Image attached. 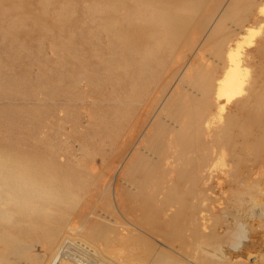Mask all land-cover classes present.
Instances as JSON below:
<instances>
[{"label":"bare ground","instance_id":"6f19581e","mask_svg":"<svg viewBox=\"0 0 264 264\" xmlns=\"http://www.w3.org/2000/svg\"><path fill=\"white\" fill-rule=\"evenodd\" d=\"M131 1L0 0V264H213L214 177L227 213L260 194L264 0ZM65 121L122 175L76 209L103 174Z\"/></svg>","mask_w":264,"mask_h":264},{"label":"rangeland","instance_id":"374dc122","mask_svg":"<svg viewBox=\"0 0 264 264\" xmlns=\"http://www.w3.org/2000/svg\"><path fill=\"white\" fill-rule=\"evenodd\" d=\"M122 1L123 0H97V2H101L102 8L104 10H109V11L118 10V12H127L128 6H129V4L132 3V1L131 0H124L123 1L124 4L121 3ZM151 1H153V0H151ZM150 15H151V12L147 10L146 16L149 17ZM167 30L168 31L171 30V27L169 26L167 28ZM256 35H257V33H254L253 35L249 36L245 40L244 44L247 46L250 45L249 44L250 39L254 38ZM59 114L62 117V114L61 113H59ZM81 114H82V121H85L87 119V115L85 113H83V111H81ZM69 128H70L69 121H65L62 128H58L59 131L57 132L58 134L56 137L60 141L61 146H58L56 154L58 155L59 159L64 160L65 158L70 157L72 159L80 160L81 163L83 164V168L85 170H87L90 174L93 175L95 172H97V173L100 172L99 175L103 174L102 176H98L99 177L97 179V185L98 186L94 185V184H93L94 187L91 186L92 191L90 190L89 191L90 193L93 192V190L96 192H99L105 188H106V190H108L107 191L108 193L110 191L113 193L115 191L114 189H116V186L118 187L121 183V181L119 180V178H121V177H118V176H122L121 173H118V174H117V172L115 173L116 169L114 167L117 168V165H118L117 160H113V158L111 159V157H109L110 159L108 158L107 162H110V163L113 162L112 164L114 167L112 166V164L110 167V163H109V165L107 163L106 165L103 166L101 158L99 155L95 154L96 153L95 150H87V149L81 147L78 142L71 141L69 139L67 140V138L65 137V135H66L65 133L68 130H70ZM50 129L52 130V128H50ZM127 133L130 134V131L129 132H128V130L124 131V133L122 135L123 141H126L128 136H126L125 134H127ZM63 140H67V141L63 142ZM76 145L79 147V149ZM104 148H105L106 152H110V150H111L109 145H106ZM77 149L79 150L78 152H77ZM93 155H97V156H93ZM85 156H86V158H85ZM94 157H97V158H94ZM84 158H85V160H84ZM86 159H87V161L92 159V162L88 161L89 162V165H88V162L86 161ZM93 161H94V163H93ZM221 161H222V159H219L218 161L213 163L214 164L213 166L215 168H217V167L222 168L223 164L221 163ZM221 164H222V166H220ZM92 165H95V167ZM90 166L93 167L94 170H92V168ZM96 167H98V168H96ZM100 169H101V171H100ZM112 169H113V171H112ZM113 173L117 174L118 176L112 175ZM257 176H259V175H257ZM106 178H109V179L106 180L107 182L105 183ZM111 178H112V182H111ZM99 179H100L101 184L102 183H104V184L99 185L100 184ZM101 179H104V180H101ZM222 181H223V179L221 178V175H218V177L215 176L214 181H212V182H214V187L212 189H210L211 191L208 190L209 193L211 192V194H210L211 197H213L214 199L216 198V201H214V203L212 204L213 212L219 211L218 213L223 215V217H222L223 219L221 218V221L217 223L216 231L219 234L221 233L220 235H222V236L224 235V236L219 240H215V242L212 244L215 247L214 251H216L215 253L213 252V256H214V258H216V259H213L214 260L213 262H215L213 264H217V263L218 264H231V263L232 264H264V204H263L264 203L263 202L264 201V195H263L264 190H262V189H264L263 177L260 176V178H259V181H261V183H260L261 188L259 187L261 191H260L259 196H257L258 199L255 197L254 198L255 201L250 202V204L252 203L253 206H250L249 210H247L246 212H243V213L241 212L242 214H240V215L238 213H227V212H225V211H227V209H224L225 203L219 199V197H223V194H224L223 192H221L222 191V189H221ZM262 181H263V183H262ZM98 182H99V184H98ZM109 186H113V188L109 187ZM214 190H215V192H214ZM89 192H88V195H86L85 197H81L77 201V204L75 205V209L79 208L80 206H83L87 201H89L91 199V196L93 197V194L91 193L92 194L91 195ZM93 193H95V192H93ZM86 198H87V200H86ZM100 201H102V200H100ZM218 201H221V202H218ZM216 202H218V203H216ZM77 205H78V207H77ZM100 206L101 207L103 206L102 203H100ZM76 245L77 244H74V243L68 244V246L65 248V250H66L65 253L69 254L71 256L73 255L75 257H79L80 255H82V253L80 251L81 248H79V246L78 245L76 246ZM73 248L76 249L77 251H79L80 253L79 252L78 253L80 255H78L77 251L74 250ZM75 254L78 256H76ZM80 257L84 258L83 255Z\"/></svg>","mask_w":264,"mask_h":264}]
</instances>
